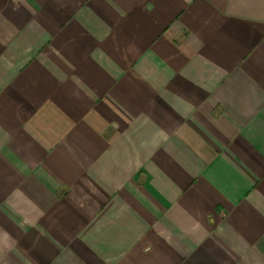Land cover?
I'll return each instance as SVG.
<instances>
[{
  "label": "crops",
  "instance_id": "0c3cea01",
  "mask_svg": "<svg viewBox=\"0 0 264 264\" xmlns=\"http://www.w3.org/2000/svg\"><path fill=\"white\" fill-rule=\"evenodd\" d=\"M0 264H264V0H0Z\"/></svg>",
  "mask_w": 264,
  "mask_h": 264
}]
</instances>
